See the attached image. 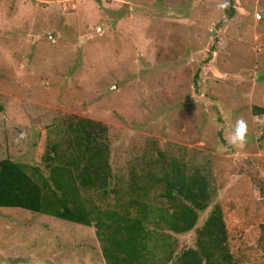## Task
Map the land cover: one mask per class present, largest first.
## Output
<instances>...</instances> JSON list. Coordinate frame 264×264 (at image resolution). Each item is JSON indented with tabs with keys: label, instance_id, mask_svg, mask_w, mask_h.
<instances>
[{
	"label": "rangeland",
	"instance_id": "rangeland-1",
	"mask_svg": "<svg viewBox=\"0 0 264 264\" xmlns=\"http://www.w3.org/2000/svg\"><path fill=\"white\" fill-rule=\"evenodd\" d=\"M223 2L0 0V161L34 165L65 118L100 122L115 173L155 145L209 176L210 207L177 252L221 205L244 264H264V0ZM0 264L105 262L93 227L4 208Z\"/></svg>",
	"mask_w": 264,
	"mask_h": 264
},
{
	"label": "trees",
	"instance_id": "trees-1",
	"mask_svg": "<svg viewBox=\"0 0 264 264\" xmlns=\"http://www.w3.org/2000/svg\"><path fill=\"white\" fill-rule=\"evenodd\" d=\"M253 113L264 115V108L255 106ZM62 122L59 138L40 144L34 165L0 161V209L93 227L105 264L250 261L240 254L241 246L237 251L231 244L230 224L221 205L214 206L196 229L195 246L176 251L173 237L193 231L200 213L211 204L210 179L200 168L191 170L150 145L127 162V174L115 173L106 125L79 117ZM112 196L115 203L110 207L105 203Z\"/></svg>",
	"mask_w": 264,
	"mask_h": 264
},
{
	"label": "clouds",
	"instance_id": "clouds-1",
	"mask_svg": "<svg viewBox=\"0 0 264 264\" xmlns=\"http://www.w3.org/2000/svg\"><path fill=\"white\" fill-rule=\"evenodd\" d=\"M219 8H227V0H224L223 3L218 5ZM247 134H248V124L247 121L243 118L237 119L231 130L230 135L228 136V143L234 148H243L247 143ZM25 134L21 133L23 137Z\"/></svg>",
	"mask_w": 264,
	"mask_h": 264
},
{
	"label": "water",
	"instance_id": "water-1",
	"mask_svg": "<svg viewBox=\"0 0 264 264\" xmlns=\"http://www.w3.org/2000/svg\"><path fill=\"white\" fill-rule=\"evenodd\" d=\"M117 86H115L113 89H116Z\"/></svg>",
	"mask_w": 264,
	"mask_h": 264
}]
</instances>
